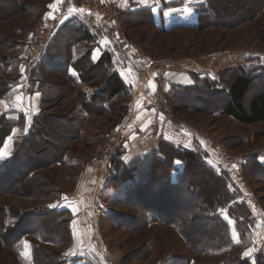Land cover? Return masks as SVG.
Returning <instances> with one entry per match:
<instances>
[{
    "label": "rangeland",
    "instance_id": "rangeland-1",
    "mask_svg": "<svg viewBox=\"0 0 264 264\" xmlns=\"http://www.w3.org/2000/svg\"><path fill=\"white\" fill-rule=\"evenodd\" d=\"M100 1L113 10L119 35L131 49V59L139 52L145 65L161 63L162 70L153 80L155 88L157 76L162 84L163 76L165 81L174 76L184 82L181 87L170 88L165 84L166 90L163 88L166 112L183 125L182 149L193 152L217 174H226L230 198L220 217L229 226L234 246L243 245L241 253L238 252L240 257L251 264H264V122L243 124L222 112L235 75L244 74L252 80L245 106L264 90V0H131L132 8L156 6L152 18L147 12L130 15L113 3ZM51 3L52 0H0V115L4 111L5 80L15 82L17 66L27 77L47 53L51 55L50 69L39 77L53 83L62 95L76 94L77 103L79 88L70 84V77L81 84H88V78L96 75L105 80L100 68L88 70L86 78L72 71L66 75L60 70L65 63L60 60L65 55L53 54L57 53L55 46L67 43L68 49L75 36L70 37L62 30L67 25L63 9L51 12ZM171 8L181 10H168ZM44 16L60 18L42 55L29 68L22 55ZM166 16L164 30L160 22ZM107 43L104 47L111 48ZM80 66L87 70L83 64ZM214 89L218 94L211 92ZM74 104L69 105L63 98L45 104L51 121L42 122V128L38 126L44 134L37 136L40 142L31 139L26 144L20 140L17 148L13 137L9 150L4 152V162L0 158V264H232L229 249L214 254L196 252L177 228L153 216L158 213L156 208H161L168 211L165 217L176 220L183 229L193 223L183 220V213L193 214L191 205L183 202L185 193L172 203L166 200L160 203L151 189L158 191L163 184L149 183L146 192L136 191L147 177L135 179L129 171H120L122 164L118 159L124 158L120 149L125 141L127 145L132 141L122 129L113 133L122 142L110 160V176L104 180L98 175L90 177L84 168L58 166L63 165L59 162L65 152L80 153L85 158L92 154L91 138L75 134L74 127L79 128L82 123L77 122L76 115H69L74 120L66 115L67 108ZM115 109L114 114L103 117L101 111L91 108L98 116L91 125L107 133L123 116L121 105ZM1 121L6 123L0 118ZM88 133L92 137L96 131ZM106 137L97 141L99 148ZM146 138L143 135L138 138L139 146ZM166 150L163 152L168 160L163 165L152 163L154 178L168 175L172 152ZM95 160L96 168L103 170L104 163L97 156ZM147 160L144 165L150 163ZM195 165L196 162H189L186 167L189 186L195 192L192 199L217 198L221 192L219 183ZM183 167L179 162L173 169L180 173ZM148 169L144 175L149 173ZM77 170L80 182L74 184L76 178L72 175ZM85 181H88L86 190L95 193L96 185L100 184V191L94 195L79 192L78 187ZM193 224L205 231V223Z\"/></svg>",
    "mask_w": 264,
    "mask_h": 264
},
{
    "label": "crops",
    "instance_id": "crops-1",
    "mask_svg": "<svg viewBox=\"0 0 264 264\" xmlns=\"http://www.w3.org/2000/svg\"><path fill=\"white\" fill-rule=\"evenodd\" d=\"M105 1L113 3L116 7H120V9L125 12H129L128 14L130 15L147 12L152 18V14L156 10L154 9L156 6L148 8L146 5H138L136 8H132L133 5L131 4V0ZM51 6V12H53L54 9H63L62 17L67 20V25L64 26V30H66V33L69 34L70 37L75 36L73 37L70 47L65 53H63L65 54V57L60 61L65 60V63L60 70L66 75L68 72L72 71L80 78H86V72H88V70L94 71L97 68H100V72L105 74L106 77L104 81H101L99 75H96V77H90L88 78V84L84 82L83 84L77 83L70 77V79H68L70 84L74 86L75 89L79 88V99L77 98V103L75 101L76 98H74L76 97V94L73 96L72 94L69 95L65 92L62 95L61 91L57 90V87L53 85V83L50 81L44 82L42 81V77H39L45 71H49L50 69L49 56L51 55L48 53L45 55L42 62L40 61L37 63L33 69L29 71L27 77L24 75L23 71L20 70V67L17 66L18 71L15 82L10 83L5 80L6 91L3 93L4 99L2 100L4 111L0 115V118L6 122L4 123L5 125L12 126V131L4 140L0 148L1 162H4L3 156L6 155L4 152L10 148L8 145L10 140H14L13 137H15L16 147L18 148L20 140L27 139V137L35 131L37 121L40 120L38 124H40L41 128L46 120L51 121L49 117L50 114L46 111L45 104H48L49 102L55 103L60 98H63V101H67L69 105L72 102L76 103L73 106H69V110L67 108L66 115H68V117L72 114L74 116L76 115L77 122L80 124L82 123L79 128L77 125L74 127L75 134L79 133V135H82L83 137L91 138L92 154L89 155V158H85L78 152V155L65 152L59 162L63 165L58 166H64L74 170H76L77 167H80L81 169L84 168V173L89 171L90 177L98 175L99 179L103 178L104 180V177L110 173L111 168L109 169V167L111 162L108 165L103 164L105 167L103 170H98L99 167L98 169L96 168L97 164L95 158L100 143L97 141L101 140L103 136H107L110 133H116L118 129H122L126 135H129L132 141L130 145L125 144V141L120 149L124 155V158L121 157L118 159L122 164V166L119 165L120 171H122L121 169L127 170L131 176H133L132 178L136 179L137 177L140 178L143 176L142 179L145 180L148 174L145 173L144 175L143 172L146 170L148 164L144 165L143 162L148 159V163L151 157L150 154L157 152L162 143L184 148L182 133L183 125L180 124L174 115H171L166 112V110H161L158 106L149 103L151 97L156 91L155 81L153 80L156 73L158 74L159 70H162L160 68L162 66L160 65L161 63L155 62L154 64L145 65V60L141 54L137 52V57L131 59V65L122 68L119 67L113 71L114 65L120 62L119 55L114 49L104 47V43H107L108 41L103 38L93 19L84 11H80L81 8L70 6L69 0H52ZM174 9L171 8L168 10H181V8ZM161 10L164 11L162 7ZM168 10L166 12L170 13ZM166 18L167 16L161 18L160 22L164 30L167 29ZM131 42L132 41L129 43L133 45ZM135 49L134 46V50ZM58 53L60 52L57 51V53L54 52L53 54H57L59 57ZM82 64L87 70L81 69L80 65ZM66 75L65 77H67ZM113 76H116L124 85L126 88L125 93L115 96H109L107 94L105 90L106 83ZM164 78L165 76H163L164 90H166L167 87L176 88L178 86H183L181 85L184 83L182 79L171 76L170 79L165 81ZM56 97L58 98L56 99ZM116 105H121L123 116L119 117V120L115 125L107 130V133L101 128H97L98 126L91 125V122L98 117L95 114L96 112H91V108L101 111L103 113L102 116L104 117L107 114H114L117 111V109H115ZM88 108L90 110H88ZM69 118L73 119L72 117ZM93 130L96 131V133L94 134L95 136L91 137L88 135V132ZM123 131L121 134H123ZM42 135L44 134L42 133ZM141 135L148 136V138L145 139L143 145L139 146L138 138H140ZM124 136L125 135L123 134V137ZM98 137L99 139H97ZM74 161L76 163H74ZM177 162L179 161H176L175 165ZM79 172L80 171L77 170L75 175H72L73 179L76 178L74 184L80 182ZM89 175H87V178ZM87 182L88 181H85L81 187H78L79 192H85L86 195H94L96 194V191H100V184L96 185L94 190L95 193L91 192V189L86 190Z\"/></svg>",
    "mask_w": 264,
    "mask_h": 264
},
{
    "label": "trees",
    "instance_id": "trees-1",
    "mask_svg": "<svg viewBox=\"0 0 264 264\" xmlns=\"http://www.w3.org/2000/svg\"><path fill=\"white\" fill-rule=\"evenodd\" d=\"M64 29L65 27L62 28V30ZM55 49L56 52H60L58 53L59 56H63L65 55L63 53H65L67 50V43H62L61 46L60 44H58L55 46ZM251 87L252 80L244 74H237L232 78V82L228 88V99L225 102L224 107L222 108V112L224 113V115L230 116L234 120L243 124L264 122V90L258 95L252 97L249 100L248 105L245 106V97L250 91ZM105 90L109 96H115L126 92V88L116 76H113L108 80ZM216 90L217 89H214L211 92H213L214 94H218L217 92H214ZM1 122L0 148L4 140L7 138V136L10 135L12 131V126L3 125L4 122ZM38 122H40V120L37 121V125H35V131L23 141L26 144L31 139L34 140V142H40V140H37V138H39L37 136H44L42 135V132L38 130V126H40ZM164 149H167L166 151L170 150L172 152V158L170 159V164L167 168L168 175L166 177L161 176L154 178L155 176L152 172V163L161 166L168 160L167 156L163 152ZM149 161L150 163L147 166V168H149L147 180L146 182H144V185L140 186V188H137L136 191L140 189L147 190V185L149 183H153V185L156 183L158 184V186L160 184H163L162 187L160 186L158 188V191L155 188L151 189L153 195L156 194V196L160 199V203H163L165 200L169 202L171 201L172 203L179 198H183L181 193H185L187 199L186 197L183 198V202L186 205H191L190 210L193 214L190 215L183 213V220H185L187 223L189 221L191 222V220L193 223L197 224L205 223L206 228L203 232L196 229L195 224L192 223L191 225V223H189L188 225H186V228L183 229L176 220L172 221V219L165 217L168 211L161 208H156V212H158L157 214L153 212L149 213H153V216L157 217L161 222L173 225L175 228H177L180 236L189 245H191V247L196 252L214 254L229 249L230 255H233L232 264H251L248 260H243L240 257V254H238V252L243 248V245H240V247L234 246L231 241L229 226L220 217V212L224 210V206L230 198L229 185L227 182L226 174H217L214 170L208 167L203 160H200V158H198V156H196L193 152L185 151L180 147H175L166 143H162L161 146H159L157 152L151 154ZM176 161L183 163L184 167L182 168L180 173H178L176 169H173ZM189 162H196L197 165L195 166H198V168L203 171L207 177H209L212 181L215 180L219 183L221 192L217 195V198H214V196H201L200 198H198L196 196L197 198L195 200L192 199L195 192L193 187L189 186L190 180L187 178L188 174L186 173V167ZM4 165H1L3 169ZM173 172L175 173L174 180L172 179ZM1 174V176L4 178V172H2ZM21 175L23 176V174ZM146 190L144 192H146ZM230 202L231 201H229V203ZM228 213L232 215L230 211H228ZM240 236L242 237V234H240ZM1 252L2 245L0 244V254Z\"/></svg>",
    "mask_w": 264,
    "mask_h": 264
},
{
    "label": "built area",
    "instance_id": "built-area-1",
    "mask_svg": "<svg viewBox=\"0 0 264 264\" xmlns=\"http://www.w3.org/2000/svg\"><path fill=\"white\" fill-rule=\"evenodd\" d=\"M74 1L71 0L69 5L73 7L77 4L76 6H79V8H84L87 12H89L98 30L104 34L105 39L110 43L111 48L118 53L120 62L114 65L113 71L119 67L131 65V49L127 41L121 39L119 35L117 26L118 22L113 10L101 3L100 0ZM59 18V16H44L42 18L41 23L38 25L31 40L29 41V46H27L26 51L22 55L23 63H25L29 68L42 55L48 40L53 34ZM157 78L156 91L151 97L149 103L158 106L161 110H166L167 100L165 98V93L163 92L162 80L160 76H157ZM121 142L122 138L118 134H108L96 155L99 161L108 165L112 156L115 155L120 148Z\"/></svg>",
    "mask_w": 264,
    "mask_h": 264
},
{
    "label": "snow or ice",
    "instance_id": "snow-or-ice-1",
    "mask_svg": "<svg viewBox=\"0 0 264 264\" xmlns=\"http://www.w3.org/2000/svg\"><path fill=\"white\" fill-rule=\"evenodd\" d=\"M80 11H83V10H80ZM177 163H179V162H177ZM66 199V198H65ZM246 255H248L249 253H245Z\"/></svg>",
    "mask_w": 264,
    "mask_h": 264
}]
</instances>
